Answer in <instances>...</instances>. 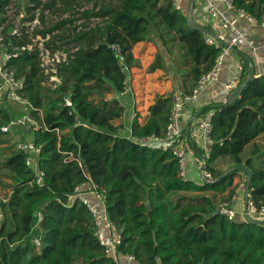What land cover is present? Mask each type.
<instances>
[{
    "label": "trees",
    "instance_id": "16d2710c",
    "mask_svg": "<svg viewBox=\"0 0 264 264\" xmlns=\"http://www.w3.org/2000/svg\"><path fill=\"white\" fill-rule=\"evenodd\" d=\"M55 1H46L44 8ZM60 1L63 11L79 13V19L102 17L104 23L66 32L67 23L77 19H62L34 30V36H51L45 42L51 51L76 48L69 62L59 66L61 83L56 88L41 66L38 45L10 60L25 81L26 97L42 111V116L32 111L40 126L28 132L41 147L38 168L44 171L45 185L38 186L35 171L26 164L27 153L16 149L10 133L0 129V186L7 189L6 199L0 198V264H116L95 235L90 210L79 198L68 200L76 186L89 181L105 190L109 217L121 236L118 251L134 255L137 264H264V223L231 220L218 211L215 199L228 191L221 200L231 201L234 180L243 171L245 186L250 175V199L264 206V160L243 156L246 145L264 134V74L248 79L242 73L244 87L236 98L202 108L204 115L214 110L206 168L215 179L209 183L186 179L170 150L140 142L165 134L172 93L156 96L146 122H140L139 113L134 116L131 137L121 133L123 123L115 120L123 117L125 106L116 94L124 90L127 73L108 44L119 43L125 64L132 68L133 46L159 40L169 56L177 55L182 91L191 93L221 51L206 43L207 33L201 28L209 27H191L173 0H120L80 12L78 0ZM11 2L0 0V23L5 22ZM31 2L34 5L25 6L32 13L28 20L43 4V0ZM234 3L263 19L264 0ZM40 18L44 21L43 14ZM13 28L8 23L2 30L8 50L33 43L26 27L19 36L11 35ZM64 37L75 46L62 48L58 39ZM164 68L166 60L158 53L149 69ZM191 145L202 153L195 142ZM221 157L231 158L226 171L213 165ZM35 237H40L41 247L33 243Z\"/></svg>",
    "mask_w": 264,
    "mask_h": 264
},
{
    "label": "built area",
    "instance_id": "2783aa9c",
    "mask_svg": "<svg viewBox=\"0 0 264 264\" xmlns=\"http://www.w3.org/2000/svg\"><path fill=\"white\" fill-rule=\"evenodd\" d=\"M173 2L175 5L180 6L182 0H173ZM204 2L205 14L210 17L212 24L222 31L220 33H216V31L214 33L210 31L206 32L205 41L208 45L220 48L221 51L216 57L212 69L202 76L199 84L191 93L178 90L172 94V106L165 134L162 136L152 135L140 140L142 144L170 150L179 159L184 177V167L187 161L188 151L192 147L190 139L188 141L185 140V132L181 126L185 105L197 99L211 81H217L219 79L225 57L235 51L242 41L248 39V34L252 26H261L264 29V16L262 20L257 19L244 8L237 7L234 0H204ZM190 6L192 8L194 6L195 8L194 1ZM2 30L3 27H0V122H2L0 129L4 133L14 135L15 133L21 132V128L29 127L34 130L40 126L39 120L32 115V111L38 110L40 116H42V111L35 108L28 97H26L25 81L17 76L15 68L11 67L10 63L13 57L18 56L22 51L33 50V47L37 44L28 43L23 46H16L13 48V51H10L6 48ZM26 32H31L29 27H26ZM22 33L23 28L18 29L14 25L11 35L19 36ZM108 46L115 51L127 73L125 88L119 93L125 95L133 90L129 83L132 80L130 77L132 68L125 64V55L119 43H109ZM39 49L41 66L45 74L49 77V84L53 88H56L61 83V77L58 75L59 66L69 62L76 48L70 50L57 49L55 51H51V49L45 47H39ZM65 100L66 104L72 105V101L69 98ZM213 114V111H209L198 123V137L204 139L210 146V150L206 155L199 158L197 171L200 175L201 183L213 182L215 179L214 174L206 168L207 158L210 156L211 145L213 144L211 137ZM134 116H136V113ZM15 146L16 149L27 153L26 164L35 171L38 186H44V171L38 168V157L41 147L37 146L31 138H18ZM71 156H74L73 153H71ZM78 198L87 206L92 214L95 235L103 246L105 254L114 259L116 264H135L136 259L134 255H125L118 251L121 236L109 217L105 204V190L89 181L76 186L74 191L68 194V200L70 202ZM245 199V204L242 209L235 208L231 204V201H222L218 205V211L231 220L238 217L243 221L251 220L264 223V206H258L250 199L249 189L246 190ZM2 219L3 212L0 209V229ZM38 219L40 222L42 219L41 213H39ZM33 243L37 247H41L42 245L40 237H35ZM121 257L124 261L121 260Z\"/></svg>",
    "mask_w": 264,
    "mask_h": 264
},
{
    "label": "crops",
    "instance_id": "0c3cea01",
    "mask_svg": "<svg viewBox=\"0 0 264 264\" xmlns=\"http://www.w3.org/2000/svg\"><path fill=\"white\" fill-rule=\"evenodd\" d=\"M194 0H182L180 3V6H178L181 11L191 19L195 27H209L207 30L208 32L214 33H220L222 32L219 28L215 27L212 24V21L207 17L204 18L203 15L199 14L198 16H194V11L196 9V4L194 2L195 8L193 10L192 5ZM177 6V5H176ZM205 8V2L202 0V10L204 11ZM205 13V11H204ZM145 42V41H143ZM141 42L135 44L133 46L132 52L134 57L136 58V64L132 67L133 72L135 74V79L131 81L133 83L134 89L131 91L132 94L124 95V97L121 99L119 96L118 98L122 102V104L125 106V112L121 119L115 120L116 123H123L122 128V134L127 137H131L132 134V121L134 118V114L139 113V119L140 122L144 123L148 119L150 112L149 107L151 104L154 103L156 96L159 94H164L165 91L162 93H158L159 89H156L154 91L153 97L151 99L146 100V103L143 101V93L146 96H151L150 91H148L150 80L147 78H141L144 73H139L138 71H143L142 68L137 67V65L140 63V61L146 59L145 55L141 53H146L147 58H149V52L152 50L147 49L142 51L144 47L139 46ZM152 47V46H150ZM177 52V50H176ZM141 54V55H140ZM164 59L166 60V66L168 63L171 62V64L176 68V63L178 62L177 55H173L172 57L169 56L167 53L163 54ZM142 58V59H141ZM244 59V62H243ZM149 61L148 67L151 65L150 59H146ZM164 69H157L155 71H150L151 73H157L156 71H162ZM244 71V72H243ZM253 72V76H260L264 74V29L261 26H252L250 28L248 39L245 41H242L235 51L231 52L227 57H225L223 69L221 71V74L219 76V79L217 81H211L204 91L200 94V96L191 101L190 103L186 104L183 110V118L181 120V126L185 132V140L188 141L190 139L191 142H195V144L200 148L202 153L199 155L197 153V150L193 147L190 148L187 155V161L185 164V168L189 167L190 165L194 167L196 173L193 174L191 170L184 169L185 177L186 179L192 180L197 182L199 181L198 176H195L197 174V168L199 164V158L206 155V153L210 150V146L205 142L204 139H201L198 137V123L199 120L204 117V114L202 112V108L209 104V103H227L230 99H234L238 96V93L240 91V87L242 85V73L248 76V79L251 78ZM252 76V77H253ZM173 77V76H172ZM174 79L171 78L172 81H180L181 87L184 84V77L181 76L176 72L174 74ZM136 82V83H135ZM189 81L187 82V84ZM230 85V86H228ZM161 86V85H160ZM182 89V88H181ZM183 90V89H182ZM131 104L132 107V113L130 115L127 114L128 108H127V102ZM214 112V110H211V112ZM258 148L259 150L254 153V150ZM244 152H246V155L244 156L245 159L249 157H253L256 159L257 162H261L264 160V155L262 157H259L262 153H264V134L259 136L256 140L246 145ZM231 159L229 157H221L218 158L213 165L216 168L221 167L224 163L229 162ZM232 165V163H231ZM246 177L242 173L241 175H238L234 180V186L236 187L235 193L232 197L231 204L237 208L242 209L245 204V194H246V186L244 185ZM201 183V182H200ZM228 191L225 193L227 194ZM225 194H217V198H220V200L217 201L219 204L221 200V196ZM121 260L124 261V259ZM137 264V262L135 263Z\"/></svg>",
    "mask_w": 264,
    "mask_h": 264
},
{
    "label": "rangeland",
    "instance_id": "374dc122",
    "mask_svg": "<svg viewBox=\"0 0 264 264\" xmlns=\"http://www.w3.org/2000/svg\"><path fill=\"white\" fill-rule=\"evenodd\" d=\"M46 1L48 0H43V4L40 5L33 13H34V18L32 20H28V16H30L32 13H28L26 12V5H34V3L31 2V0H12L11 4L8 6L7 8V12L5 14L6 20L3 23H0V27H3V25H7L8 23H11L13 25H15V27L17 26L18 29H22L25 27H29L30 28V38L32 39V42L37 44L39 47H45V42L50 39V35L47 36V38H42L41 35H37L34 36V30L41 29L44 28L45 26H50L62 19H77L75 20L73 23H67V25L64 27V31L66 32H70L71 30H74V28L76 27H85V28H89V27H95L96 25H102L104 23V20L102 17H96V16H91L88 19H79L81 16L79 13L75 14L72 10H68V11H63V3L60 0H56L53 5L50 8H44V5L46 3ZM120 0H78L79 6L76 7V11L80 12L83 10H92V11H97L98 7L104 6L106 4H113V5H117L119 4ZM195 4H196V9L194 11V16L195 15H203L204 18H209L210 17L204 13V11L202 10V0H194ZM97 7V8H95ZM41 14L44 15V21L41 20ZM207 17H206V16ZM70 43V44H69ZM58 44L62 45L63 47H74L75 46V42H68V39L66 37L58 39ZM74 45V46H73ZM139 46L144 47L143 48V52L144 50L150 49L152 50L151 52H149V58H147L146 53H141L143 55H145L146 59H150V61H154L156 59V56L158 53H162L165 54L166 53V49L164 48V46L162 45V43H160L159 40L157 39H153L152 40H148L145 42H141L139 44ZM152 46V47H150ZM140 54V55H141ZM142 59V58H141ZM142 60L140 61V63L137 65V67L142 68L143 71H138L139 73H144L143 76L141 78H147V74H148V79L150 80V84H149V88L148 91H150V95L151 96H146L143 93V101L144 103H146V100L151 99V97H153L154 95V91L156 89H159L158 93H162L163 91H165V93H174L175 91L178 90H182L181 88V82L180 81H172L171 78L174 79V74H176V68L170 63H168L167 68H164V70L162 71H156L157 73H150V69L147 66L149 61L148 60ZM173 76V77H172ZM130 77H131V81H133V79H135V74L133 72V69H131V73H130ZM130 85L132 86L133 83L129 82ZM136 83V82H135ZM161 85V86H160ZM132 88L134 89V87L132 86ZM133 92H129L125 95H130ZM114 95H108V97H112ZM120 97L121 99L124 97V95L121 94H116V97ZM155 96V95H154ZM127 102V101H126ZM127 108H128V112L127 114L130 115V113H132V107L131 104L129 102H127ZM29 127H24L22 129L21 132L19 133H15L13 134H9L11 137V144H14L16 141H18V138H24V139H28L32 137V132H28L29 131ZM246 155V152H243V156ZM231 159V158H230ZM231 160L227 163H224L223 165H221V167H219L218 169H220L221 171H226L229 169L231 165ZM185 168V167H184ZM186 170H191L193 172V174L196 173L194 167H192L191 165L189 167L185 168ZM243 171L240 172V174H242ZM195 176H198L199 181L197 180L198 183L201 182L200 180V175L197 171V174ZM7 192L6 188H3L0 186V198L5 197V194ZM12 194V192L9 194V196ZM215 199L218 201L220 200V198H217V196L215 197Z\"/></svg>",
    "mask_w": 264,
    "mask_h": 264
},
{
    "label": "water",
    "instance_id": "95a60500",
    "mask_svg": "<svg viewBox=\"0 0 264 264\" xmlns=\"http://www.w3.org/2000/svg\"><path fill=\"white\" fill-rule=\"evenodd\" d=\"M189 24H190V26L191 27H194V28H200V27H195L194 26V24H193V22L189 19ZM203 31H205V32H208L206 29H204V28H201ZM252 76H253V72H252V75H251V78H252ZM244 87V84L240 87L241 89ZM240 89V90H241ZM249 187H250V175H249V178H248V182H247V185H246V190H248L249 189Z\"/></svg>",
    "mask_w": 264,
    "mask_h": 264
}]
</instances>
